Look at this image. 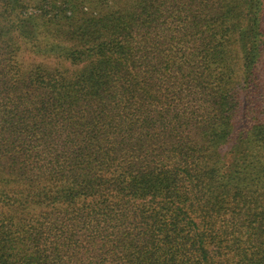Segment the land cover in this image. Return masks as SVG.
Listing matches in <instances>:
<instances>
[{"label":"trees","instance_id":"obj_1","mask_svg":"<svg viewBox=\"0 0 264 264\" xmlns=\"http://www.w3.org/2000/svg\"><path fill=\"white\" fill-rule=\"evenodd\" d=\"M29 1L0 0V264H264V0Z\"/></svg>","mask_w":264,"mask_h":264},{"label":"rangeland","instance_id":"obj_2","mask_svg":"<svg viewBox=\"0 0 264 264\" xmlns=\"http://www.w3.org/2000/svg\"><path fill=\"white\" fill-rule=\"evenodd\" d=\"M97 1L96 0H87V2H84L82 11L87 12L85 14H88L90 12L91 13L97 12L98 11L97 9L101 8V6H99L96 3ZM103 1H106L105 4H103V5L108 7L109 5H113L115 0H103ZM29 2H30L31 7L34 8V11H33V9H29V12L33 13L36 11V8L34 6L35 2H33V0H30ZM120 3L123 4L122 6H129V5H131L132 2L130 0H120ZM57 40H59V39H57ZM65 44H67V43H65ZM18 59L22 63H24V65H32L35 63H41V64H45L47 68H51V69H54L56 67L62 69L63 67H65V68L70 69V70H76L77 68L79 69V67H80V66L79 67L72 66L70 63L68 64V62H64L61 59H59L58 57H55L54 52H52L51 55H48L47 53L36 54L34 52L33 48H31V49H25V48L23 49L22 48L18 54Z\"/></svg>","mask_w":264,"mask_h":264}]
</instances>
